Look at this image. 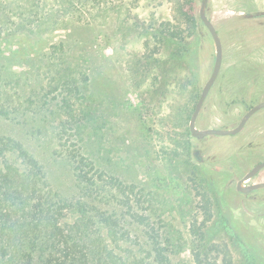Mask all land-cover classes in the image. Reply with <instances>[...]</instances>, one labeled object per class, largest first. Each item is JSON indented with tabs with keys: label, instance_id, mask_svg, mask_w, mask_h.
I'll list each match as a JSON object with an SVG mask.
<instances>
[{
	"label": "rangeland",
	"instance_id": "rangeland-1",
	"mask_svg": "<svg viewBox=\"0 0 264 264\" xmlns=\"http://www.w3.org/2000/svg\"><path fill=\"white\" fill-rule=\"evenodd\" d=\"M200 6L0 0V264H29L28 252L41 264H157L154 246L168 264H264V188L236 187L264 162V108L236 135L189 132L216 56ZM207 14L223 62L196 126L233 129L264 101V0H209ZM32 162L44 177L24 189L17 174ZM50 208L72 239L48 238L42 253ZM77 249L86 261L71 259Z\"/></svg>",
	"mask_w": 264,
	"mask_h": 264
},
{
	"label": "trees",
	"instance_id": "trees-1",
	"mask_svg": "<svg viewBox=\"0 0 264 264\" xmlns=\"http://www.w3.org/2000/svg\"><path fill=\"white\" fill-rule=\"evenodd\" d=\"M17 145L20 146L19 144H17ZM17 145L15 144V146H12V148H11L12 153L14 155H17V151H16V148L18 147ZM11 150H9V152ZM20 153L23 156L25 154L24 152H20ZM30 164L31 165L27 166L26 170L24 171L25 172L24 174H22V175H20V174L18 175L17 174L16 184H21V186L24 189H25L27 183H31L32 184L33 182L35 183V181H38V176L44 177V173L42 174V169L40 167H38L35 162H32ZM3 170L5 172L4 168H3ZM3 170H1L2 174L4 173ZM9 170H10L9 171L10 173H13L12 169H9ZM7 177L8 176L4 175V177H3L4 179L3 180L4 181L7 180ZM49 196H50L51 200H52V198H54L53 197V193H51V194L49 193ZM56 198L57 199H55V200H58L57 203L59 204L58 208L62 209L63 206H64L63 200H60L61 198L58 199V197H56ZM37 209H40V208L37 207ZM83 209H82V211H83ZM43 212H44V209H43ZM43 212L40 213L41 228L43 229V225H44L45 229H48L47 228L48 225L51 228L48 231L50 235H48V234L42 235L41 234L39 236V243L41 242V244L43 245L42 248L44 249L42 251V253L47 251V247H49L48 244L46 246V241L48 240V238H49V241H51V240H53L56 237V242L59 239L57 246H55L56 248L60 249V247L64 246L65 244L67 246L68 243H70V241L72 239V233L69 232L67 229L63 228L62 226H60V224H58V223L54 224L55 223L54 222L55 218L53 217L54 212L52 211L51 208L46 210V213H45L44 216L42 215ZM2 215H4V214H2ZM5 217L8 218L9 216L5 214L2 218H5ZM43 221H44V223H43ZM5 225H6L5 223H1V226H2L3 230H4ZM20 226L24 227L23 223L20 224ZM2 233H3V235H5L4 231H3V232L0 233V236L2 235ZM57 236L59 238H57ZM31 239H34V238H31ZM56 242H54V245H56ZM26 243H27V239L24 236H22L19 240L13 238V245H15L16 248H10V254L11 255H9L10 257L8 258L9 262L17 263L18 259L24 257V251L27 249ZM80 243L82 244L81 246H86V242H83V243L80 242ZM34 246H37V245H34ZM154 247L155 248H154V252L153 253H154L155 260H156L157 264H168L167 257H166V255L164 253V248H161L159 246H154ZM86 249L88 251H93V252L94 251H99V246H87ZM73 251L74 252H70L71 253L70 257H71V259L74 262L86 261V254L83 253V251H79V253H78V249L77 250H73ZM2 253H4V252L0 248V263L2 261V259H1ZM76 253H78L79 255H77ZM52 255L53 254H50V255L46 256L45 258H42V264H62V263H60V261L57 258L52 260L53 259ZM27 257L29 259V264H41L39 259L37 257H35L33 254H29V252L27 253ZM47 257H49L50 259L47 260Z\"/></svg>",
	"mask_w": 264,
	"mask_h": 264
},
{
	"label": "water",
	"instance_id": "water-1",
	"mask_svg": "<svg viewBox=\"0 0 264 264\" xmlns=\"http://www.w3.org/2000/svg\"><path fill=\"white\" fill-rule=\"evenodd\" d=\"M209 0H201V6H200V19L204 26L208 29L209 33L211 34L213 41L215 43V48H216V56H215V62H214V67L212 70V73L207 80L206 84L203 87V90L201 92V95L198 99V102L196 104L195 110L193 112L191 122H190V131L193 137L197 139H203L208 136H229V135H236L242 129L245 127L249 119L259 110L264 108V101L253 106L241 119L239 124L233 128V129H198L196 127V122L197 118L199 116V113L203 107V104L212 89L213 85L218 79V76L220 74V70L222 67V62H223V45L221 38L219 36V33L213 24L212 20L209 18L207 14V8H208ZM264 168V162L258 163L255 167L252 168L248 173H246L239 181L237 184V189L238 191L242 193H249L251 191H255L258 189L264 188V182H259V183H253L248 186H246V183L251 181L260 170Z\"/></svg>",
	"mask_w": 264,
	"mask_h": 264
},
{
	"label": "flooded vegetation",
	"instance_id": "flooded-vegetation-1",
	"mask_svg": "<svg viewBox=\"0 0 264 264\" xmlns=\"http://www.w3.org/2000/svg\"><path fill=\"white\" fill-rule=\"evenodd\" d=\"M196 127H197V126H196ZM198 129H199V128H198ZM189 132H190V135H191L192 138H194V139H196V140H202V139H197V138L193 137L192 134H191L190 128H189ZM240 132H241V131H240ZM240 132H239V133H240ZM203 139H204V138H203ZM188 145H189V144H188ZM190 149H191V147H190ZM193 155H194V157L196 158V160H198V161H200V162L203 161V157H202V155H201V153H200V150H198L197 148H194V149H193ZM258 163H259V162H258ZM260 163H261V162H260ZM256 164H257V163H256ZM254 166H255V165H254ZM254 166H253V167H254ZM253 167H252V168H253ZM252 168H251L250 170H252ZM263 169H264V168H263ZM263 169H262V170H263ZM250 170H249V171H250ZM262 170H260V171L258 172V174H257L255 177H257V176L259 175V173H260ZM249 171H248V172H249ZM248 172H247V173H248ZM244 175H245V174H244ZM244 175H243V176H244ZM243 176H242V177H243ZM255 177H254V178H255ZM254 178H253V179H254ZM251 181H252V180H251ZM251 181L247 182V183H246V186H248V185H250V184H253V183L264 182V181H259V182H255V181L251 182ZM237 184H238V182H237ZM236 187H237V186H236ZM237 190H238V189H237ZM255 191H256V190H255ZM239 192H240V191H239ZM252 192H254V191H251V192H249V193H243V194L248 195V194H250V193H252Z\"/></svg>",
	"mask_w": 264,
	"mask_h": 264
}]
</instances>
